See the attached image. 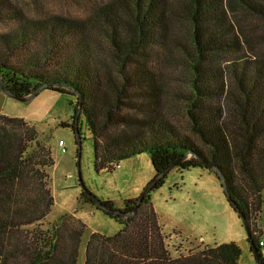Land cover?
<instances>
[{"label": "trees", "instance_id": "1", "mask_svg": "<svg viewBox=\"0 0 264 264\" xmlns=\"http://www.w3.org/2000/svg\"><path fill=\"white\" fill-rule=\"evenodd\" d=\"M9 9L0 0V15ZM13 14L14 36H0L6 92L26 97L52 84L47 89L73 96L72 123L61 126L76 137L80 111L97 173L148 153L154 178L162 175L154 191L175 163L181 171L214 166L230 207L245 217L250 252L255 247L264 264L261 230L253 223L264 191V0H101L84 20ZM256 27L262 36H252ZM75 144L79 159L77 137ZM53 166L50 146L35 131L22 136L0 127V264L19 256L7 235L31 226L37 243L25 244L29 254L21 264L77 263L84 224L67 231L69 249L59 234L63 218L51 232L38 228L53 206L47 172ZM81 197L98 209L84 192ZM100 201L122 212L101 210L123 229L111 237L90 233L84 264H240L235 242L172 257L150 193L133 216L136 199L121 209Z\"/></svg>", "mask_w": 264, "mask_h": 264}, {"label": "rangeland", "instance_id": "2", "mask_svg": "<svg viewBox=\"0 0 264 264\" xmlns=\"http://www.w3.org/2000/svg\"><path fill=\"white\" fill-rule=\"evenodd\" d=\"M8 14L0 15V36H14L19 20L13 11L20 12V19L37 21L49 17L84 20L101 0H8ZM186 34L185 28L180 29ZM252 36H262L259 27ZM76 99L45 89L27 101L21 102L0 90V127L16 135L36 132L42 144L50 146L54 166L47 172L53 206L47 218L38 225L41 230L51 229L59 224L63 246L71 248L67 231L79 229L78 222L86 226V233L79 247L76 264H84L85 245L92 232L111 237L123 229L117 220L101 210L86 204L78 173L86 189L99 200H109L115 209H121L124 201L137 199L144 188L154 179L150 155L142 153L119 163L114 171L97 173L94 169V144L87 131L84 117L78 121L80 134V158H76L75 134L61 123L71 124ZM2 117L23 120L27 125L17 127L5 124ZM63 144L65 151L59 147ZM151 203L158 216L159 224L167 237L168 251L172 257L202 252L207 247L235 242L242 250L240 264H256L250 252L248 235L242 219L230 207L213 170L173 168L164 179L163 185L150 192ZM259 217H253L256 230H261L259 239L264 243V191ZM74 226V227H71ZM35 226L12 232L8 242L18 248V258H9L8 264H21L29 252L27 242L37 243L32 238ZM39 229H36L39 231ZM40 232V231H39ZM258 234V233H257ZM69 253L66 254V256ZM264 258V247L261 248Z\"/></svg>", "mask_w": 264, "mask_h": 264}, {"label": "water", "instance_id": "3", "mask_svg": "<svg viewBox=\"0 0 264 264\" xmlns=\"http://www.w3.org/2000/svg\"><path fill=\"white\" fill-rule=\"evenodd\" d=\"M64 88L68 89L69 91L71 90L69 87H67L66 85H62ZM49 87H53L52 84H43L42 86H40L38 89H36L32 94H30L29 96H26V97H17V96H14V95H11L9 94L8 92H6L0 85V90L6 94L7 96L11 97V98H14L18 101H21V102H27L31 99H33L36 94H38L39 92L49 88ZM80 116V111L77 112L76 114V120L79 118ZM76 137H77V140H78V143H80V139H79V131L76 130ZM79 149H80V144H79ZM80 158V157H79ZM79 160V159H78ZM177 165V163L173 164L169 170H171L172 168H174L175 166ZM204 166H206L207 168L209 169H213V170H216V168L212 165H210L209 163L207 162H204L203 163ZM161 177L162 175H159L157 177H155L145 188L144 190L142 191V193L140 194V196L136 199V202H135V210L134 212L131 214V216H133L136 212H137V209H138V206L140 205L141 201L145 198V196L147 194H149L153 189L154 187H156L157 183L161 180ZM78 178H79V184L83 190V192L86 194V196L93 202V204L96 205V207L100 210H102L103 212L107 213V214H111V215H118V216H122V212L119 211V210H114V209H110V208H107L106 206H104L102 204V202L97 199L94 195H92L87 189L86 187L84 186L83 182H82V179H81V174H80V171L78 173ZM242 219V221L244 222V225L246 226V230H247V223L245 221V217L244 216H241L240 217ZM247 234L248 236L250 235V233L248 232L247 230ZM252 254H253V257H254V260L256 262V264H259V254H258V251L256 250L255 247L252 246Z\"/></svg>", "mask_w": 264, "mask_h": 264}, {"label": "built area", "instance_id": "4", "mask_svg": "<svg viewBox=\"0 0 264 264\" xmlns=\"http://www.w3.org/2000/svg\"><path fill=\"white\" fill-rule=\"evenodd\" d=\"M59 147L62 149L63 152L65 151V147L63 146V144L60 143ZM259 244H260L261 247H264V243H263L262 240H260Z\"/></svg>", "mask_w": 264, "mask_h": 264}]
</instances>
